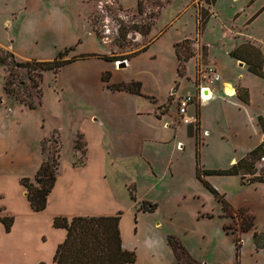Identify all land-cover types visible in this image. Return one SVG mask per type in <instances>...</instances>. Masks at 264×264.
<instances>
[{
	"label": "rangeland",
	"instance_id": "rangeland-1",
	"mask_svg": "<svg viewBox=\"0 0 264 264\" xmlns=\"http://www.w3.org/2000/svg\"><path fill=\"white\" fill-rule=\"evenodd\" d=\"M190 3L191 0H141L139 11L137 0H0V49L4 56L6 52L12 54V58H7L8 66L0 64V151L2 143H6L13 157L20 151L33 152L37 135L42 133L41 125L48 129L55 124L41 139L40 147L44 156L58 163L59 169L60 146L62 158H70L73 139L83 145L82 136L76 131L85 128L94 114L105 126L102 144L109 162L107 174L123 206L121 212H136L139 200L148 199L157 207L141 216L140 223L158 222V230L177 236L194 258L206 264H234L235 234L241 239L240 264H264V248L255 251L251 234L239 232L236 214L221 213L222 225L228 232L222 231L220 205L195 177V143L187 138L183 124L178 127V140L182 143L177 150L171 141L146 142L143 146V155L154 166L156 160L162 163V169L171 162V175L153 176L147 173L143 158L127 153L133 147L122 151V143L128 146L122 140L126 128L154 126L148 116L134 115V110H147L150 104L140 98L143 94L128 99L106 85L137 80L142 92L159 99H166L175 82H180L175 94L190 92L191 82L175 73L173 48L179 54L182 72L183 57L197 54V58L188 59L189 74L201 64L212 65L206 63L208 49L210 59L216 60L226 78L241 73L232 81L234 93L235 83L240 80L251 94L246 110L234 108L227 115H222V104L217 101L200 106L209 132L199 146L200 166L227 169L234 163H228L231 157L239 160L258 140L256 118L258 115L264 120V77L248 67L264 73V0H215L213 4L194 0L192 7ZM149 22L153 25L146 32ZM152 39L148 49L133 56ZM69 47L72 50L61 59L74 57V61L55 72H42L40 103L34 109L4 93L3 83L11 77V87L30 92L31 99L37 101L28 71L14 63L52 60ZM231 51L241 60L231 56ZM124 57H128V63ZM121 61L125 64L120 67ZM107 73L109 79L103 81L101 75ZM222 80L221 75L219 82ZM200 137L198 134L199 141ZM255 167L256 174L264 177L262 159L255 162ZM249 177L246 174L241 183L239 175L204 176L226 194L227 200L246 202L248 207L244 210L254 214L260 228L264 226V183L248 184ZM130 194L134 199H130ZM202 212L214 213V217H201ZM127 215L130 216L128 213L124 219L129 225L133 217L127 219Z\"/></svg>",
	"mask_w": 264,
	"mask_h": 264
},
{
	"label": "crops",
	"instance_id": "crops-1",
	"mask_svg": "<svg viewBox=\"0 0 264 264\" xmlns=\"http://www.w3.org/2000/svg\"><path fill=\"white\" fill-rule=\"evenodd\" d=\"M193 1L194 0H191V3H193ZM191 3L189 6L192 7L193 5ZM210 12H212L211 8ZM200 40L202 42L201 37ZM152 41L153 39L150 41V43L146 44V47L143 51L148 49ZM140 49L137 50L138 52L136 54L143 52ZM206 52V63H212V65L216 68L220 76L222 75L223 80L214 84L211 87V91L213 94L210 99L202 101L200 103H198L197 101H192L187 105L186 116L194 117L196 124L184 122L179 118L177 114L178 99L186 94L196 95L197 86L195 81V70L192 74H189L187 71V63L190 60L185 61V68L183 70L182 75L179 76L177 74L176 69L178 66V60L174 48L173 53L174 57L176 58L175 73L177 74V76L180 77V79L185 78L190 81L193 90H191L190 92L188 91L185 93H180L179 95L175 94L177 87L180 86V82H175L174 87L168 92L166 99H159L153 95L144 93L142 91L141 92L144 97L137 96L143 98V100H148V104L150 105L148 106L147 110H134V115L139 116L136 118L143 117L140 115L148 116L151 120H153L152 122H154V126H146L143 128L140 127L133 129L126 128V133L123 135L122 140L125 141L124 143L128 144V146L122 143V151L126 152L129 147H133V150L127 153H132L134 157L137 156L139 158H143L147 165V173H150L153 176L158 174L171 175L172 164L169 161L162 169V163L156 160L154 162L156 166H154L152 160L146 158L143 155L144 143H160L171 141L175 143V150H177V145L179 143H182V141L178 140V127L181 123L183 124V127H185L187 138L194 140V143V125L198 127V134L201 136L200 141L199 139L198 141L200 144L199 146H201L203 145V142L201 141L204 140V134H207V136H205L208 137L209 132L204 120V116L200 110V106L204 107L210 104V102L212 101H217L218 103L222 104V115H227L229 112L234 111V108L235 110L239 111L242 109L246 110V108L250 106L251 94L249 93L248 88L243 85L240 80L235 83V93L233 92L232 96L227 95L222 90V87H224L225 85H229L234 90V84L232 81H234L235 78H238L237 75L241 73L235 76L229 74L231 76L227 77L231 78H226V75H223L222 72H220V69H218L216 60L210 59L208 49L206 50ZM190 58H197V54L196 56ZM125 60L126 63H128V59ZM113 91H115L116 93H121L122 96L128 99H132L135 96L134 93H130L124 90ZM249 119L254 120L252 116H249ZM54 125H52L48 129H43V125H41L40 128L42 133H39V135H37L38 142L36 143V147L33 152L29 153L27 151H20L16 153V155L13 157V153L10 147H8L6 143H2L0 151V264H55L53 260L55 249L57 245L61 243L66 236V230L64 228L53 226L52 222L55 216H64L67 218H72L74 216L115 215L116 213L121 212L120 209H122L123 207L119 201V198L115 196L113 192L112 188L114 187L112 186L109 180V176L107 174V165L109 162L107 160L106 152H104L103 150L102 144L105 135V126L103 121L99 120L93 114L90 116L86 127L77 130L75 133L81 134L84 142L85 154L83 157V162L75 163V161L77 162L80 153L79 150L75 149L74 147V139L72 142V154L70 158H66L65 160L62 158L60 146L59 169L56 175L54 185L49 194L47 195L45 208L41 211L32 210L26 197L25 188L20 183V178H31L36 172L37 168L43 160V154L40 147L41 139L45 134L52 130ZM171 125L174 127L171 128ZM256 126L258 127V129H255V132L258 133V140H256L248 148L247 152L256 147L264 139V135L261 132L258 121L256 123ZM57 131L60 134L59 124ZM243 157L244 156H242L241 158ZM15 159L17 162H15ZM236 161L237 159L235 157H231L228 163H235ZM165 162L166 160L163 161V163ZM203 169L216 170L212 168ZM223 175L235 176L233 174ZM199 182L203 185L201 181ZM241 183L243 182L241 181ZM259 183L264 182H253L248 184L253 185ZM219 193L223 194L224 198L226 199L225 193ZM228 200L226 199V201L230 204L233 210L244 209L243 207L245 206L248 207V205H246V202L243 203L241 201L235 203L231 202L230 199ZM139 201H145L150 203V201L145 198ZM155 209L153 211H155ZM135 210L136 212H134V210L132 209L121 212L118 221V229L122 248L135 252V260L130 264H179L177 259L175 258L173 250L171 249L166 240L167 235L173 234L158 230V222L145 224L140 223L141 216L153 211H143L141 209H138V207ZM251 212L252 214L254 213L252 210ZM128 213L130 214V216L127 215V219L128 217H133V221H131L129 225L128 221L124 219V215ZM221 213L222 210L218 214V216L221 217L220 226L222 231L227 234L223 230ZM200 216L212 218L214 217V213L202 212L200 213ZM4 217L12 218L9 230L5 229V225L1 220ZM254 220L255 219L253 216L254 229L257 231L263 230L264 226L258 228ZM247 232L251 234L252 238V232ZM181 244L183 245L182 242ZM184 248L186 249V247ZM254 250L258 251L260 249L256 250L254 247ZM190 255L192 256V254ZM192 258L194 257L192 256ZM194 259L203 262L202 260H200V258Z\"/></svg>",
	"mask_w": 264,
	"mask_h": 264
},
{
	"label": "trees",
	"instance_id": "trees-1",
	"mask_svg": "<svg viewBox=\"0 0 264 264\" xmlns=\"http://www.w3.org/2000/svg\"><path fill=\"white\" fill-rule=\"evenodd\" d=\"M207 3L213 4L215 0H205ZM137 8L141 10V0H137ZM204 20L200 21L201 25L205 23ZM153 23L149 22L146 25V32L149 31ZM199 25H197L198 27ZM145 32V33H146ZM176 46L178 44H175ZM146 45L140 50L143 51ZM72 50V47L66 48L63 52H59L57 56L48 61L42 60H26L15 62L14 65L21 66L28 71V78L32 82V86L36 89V95L39 97L37 101L31 99V93L28 91H17L11 87V77L5 79L3 83V91L5 94H9L14 97L19 103L25 105L29 109H34L37 104L40 103V80L42 72L47 70L57 71L59 68L74 61V57L68 59H61L62 56ZM138 52V51H137ZM135 52L134 54H136ZM133 54V55H134ZM175 54L178 60L177 74L182 75V65L178 52L175 50ZM229 54L236 59L241 60L233 51ZM190 53L183 57V61H187L190 57ZM8 57L12 58L11 53H5L2 55L0 49V64L9 65ZM124 57L122 59H127ZM105 60L112 61L111 57H104ZM12 62V61H11ZM250 71L264 77V73L260 69L248 67ZM9 76L12 73L9 70ZM107 76L101 75L103 81L109 79V73ZM110 90H124L130 93L141 95V83L137 80H131L129 82H119L113 85H106ZM258 124L261 132L264 135V120L261 116L257 117ZM195 134V175L199 181L213 194L215 199L220 203L222 213L228 216L229 213H235L238 221L239 232H252V242L256 250L264 248V229L257 231L254 229L253 216L248 214L244 209L233 210L230 204L226 201L223 194H220L205 178L208 174H233L239 175L240 180L247 174L250 177L247 179V183L264 182V177L256 174L255 162L258 159H262L264 162V139L247 154L231 164L229 168L224 170H209L203 169L199 162V141L197 138L198 127L194 128ZM78 138V136H77ZM75 149L79 150L80 156L75 163H82L85 154V146H80L78 139L74 142ZM42 151V149H41ZM43 154V151H42ZM58 173V163L48 157L44 156L43 160L37 168L34 175L30 177L20 178V183L24 186L26 191L27 200L33 211H41L45 208L47 195L51 191L56 175ZM133 199L132 194H130ZM156 207L155 203H148L142 201L139 203L138 209L143 211H153ZM121 212L115 215L107 216H74L67 218L64 216H55L53 218L54 227H62L66 230V236L64 240L59 243L55 249L53 260L55 264H130L135 260V252L123 249L121 246V240L118 229V221ZM233 215V214H232ZM5 225V229L9 230L12 222L11 217H4L1 219ZM223 230L227 233V228L223 225ZM234 234V232H232ZM167 243L174 252L175 258L179 264H205L197 261L187 252L183 247L179 239L173 235L166 236ZM234 245V264H240V246L241 239L237 235H233ZM43 264V263H39Z\"/></svg>",
	"mask_w": 264,
	"mask_h": 264
},
{
	"label": "built area",
	"instance_id": "built-area-1",
	"mask_svg": "<svg viewBox=\"0 0 264 264\" xmlns=\"http://www.w3.org/2000/svg\"><path fill=\"white\" fill-rule=\"evenodd\" d=\"M196 74V95L186 94L178 99L177 103V114L181 120L187 123H195L194 117L186 116V107L192 101H197L198 103L208 100L212 97L211 87L218 83L221 79L220 74L216 68L212 65L201 64L197 69ZM224 93L225 87H222ZM227 94V93H226Z\"/></svg>",
	"mask_w": 264,
	"mask_h": 264
},
{
	"label": "bare ground",
	"instance_id": "bare-ground-1",
	"mask_svg": "<svg viewBox=\"0 0 264 264\" xmlns=\"http://www.w3.org/2000/svg\"><path fill=\"white\" fill-rule=\"evenodd\" d=\"M113 63H114V65H115V62H113ZM224 87H225V91H226L227 95L232 96L234 90H233L229 85H225ZM225 96H226V95H225Z\"/></svg>",
	"mask_w": 264,
	"mask_h": 264
},
{
	"label": "water",
	"instance_id": "water-1",
	"mask_svg": "<svg viewBox=\"0 0 264 264\" xmlns=\"http://www.w3.org/2000/svg\"><path fill=\"white\" fill-rule=\"evenodd\" d=\"M121 66H124L125 62L124 61H121L120 63H118Z\"/></svg>",
	"mask_w": 264,
	"mask_h": 264
}]
</instances>
